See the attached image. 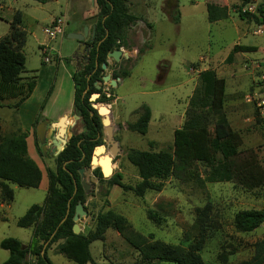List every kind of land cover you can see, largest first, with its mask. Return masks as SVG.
Returning a JSON list of instances; mask_svg holds the SVG:
<instances>
[{
  "label": "rangeland",
  "instance_id": "obj_1",
  "mask_svg": "<svg viewBox=\"0 0 264 264\" xmlns=\"http://www.w3.org/2000/svg\"><path fill=\"white\" fill-rule=\"evenodd\" d=\"M179 1L183 20L180 26H175L172 19L179 8ZM0 2L6 6L1 15L4 18L0 19V40L10 33L9 20L15 12H22L24 22L21 31L26 32L22 51L26 58L25 66L28 72L38 76V88L30 101V108L39 100L42 105L55 75H64L63 65L59 72L56 70L58 56L63 63L74 61L78 64L75 55L80 45L77 46L78 41L68 38V35L81 33L86 25L91 32L90 20L97 17L99 10L92 0H47L45 4L33 0ZM209 3L225 7L228 18L220 23H210L207 13ZM128 5L130 13L138 21L126 28L125 44L122 43L125 46L121 48L125 53L123 60L118 63L113 60L108 62V59V69H103L104 76L110 75L112 80L117 81V86L111 82L96 83L95 86L101 85V94L91 96L93 99L97 95V103L105 98L104 103H99V108L109 110L112 138L118 144L119 152L114 160L113 175L109 178L100 180L94 176V169L85 168L83 178L91 185L89 192L85 193L88 217H84L79 225L86 227L84 232L94 230L96 216L110 209L124 216L133 231L150 241L187 248V238L192 240L197 233L194 227L196 210L208 207L207 240L200 252L204 263L241 264L249 261L254 256V245L264 240V224L251 233H242L235 228L234 217L244 210H264V186L247 190L235 182L202 184L189 177H170L163 183L161 192L149 191L140 198L131 191L124 192L119 187L109 186L106 181L119 174L125 185L136 186L140 177L136 167L127 159L128 152L131 149L160 152L173 147L174 132L184 123L199 75L207 70L216 71L218 77L226 81L225 112L232 129L241 136L239 151L243 154L252 151L264 169V113L246 99L253 92H259V96L264 98V37L254 34L258 24L253 19L240 17V11L243 13L249 6L253 7L255 14H259L264 9V0H252L246 6L241 0H128ZM58 18L65 24L63 34L50 42L47 30ZM84 42H91V35ZM42 45H50L54 51L43 55ZM234 45L249 47L251 52L237 53L233 63H228L226 59ZM45 57L50 59L49 63L45 62ZM124 70L129 73L128 77L114 78L115 72ZM64 77L66 96L62 98V103L68 101L72 91L71 77L66 73ZM143 106L149 107L152 113L146 135L127 128L128 124L137 121L136 112ZM71 115L72 118L76 115L74 109ZM100 117L103 122L105 117ZM9 120L0 114V128L6 135L17 130ZM76 123L80 128L74 135L83 132L82 121ZM36 128L37 125H34L35 136ZM105 128L103 126V145L111 154ZM213 134L211 128L189 133V137L212 139ZM48 146H52L50 141ZM40 149L39 144L43 169L55 170L57 156L50 151L42 154ZM212 154L215 162L221 159L215 151ZM208 172L209 167L204 165H197L193 170L194 175L199 174L201 178H205ZM80 177L82 181L81 174ZM46 197L45 189L15 188L14 202L0 209L6 218H0V243L14 238L25 246L29 245L33 230L20 228L17 222L30 207L42 205ZM150 211L154 212L157 221L148 218ZM90 251L92 258L102 264H142L140 253L113 230L107 232L105 241L93 243ZM47 255L53 264H76L61 254L56 245L49 249ZM8 258L9 252L0 247V264Z\"/></svg>",
  "mask_w": 264,
  "mask_h": 264
},
{
  "label": "trees",
  "instance_id": "obj_2",
  "mask_svg": "<svg viewBox=\"0 0 264 264\" xmlns=\"http://www.w3.org/2000/svg\"><path fill=\"white\" fill-rule=\"evenodd\" d=\"M33 1L42 4L47 2ZM241 1L243 6H246L252 0ZM95 3L99 10L95 40L87 43L88 47H92L88 62L72 77L75 88L74 111L81 118L83 132L74 135L64 151L56 157V169L48 168L49 187L44 203L30 207L17 222L20 228L33 229L31 243L25 246L18 239H4L0 247L9 252V258L2 264H53L47 254L54 245H57L61 254L76 264H102L92 258L90 247L97 241H105L109 230L117 232L140 253L142 264H205L200 252L207 240L208 207L196 210L194 227L197 233L194 239L187 238V248L150 241L133 231L124 216L110 209L96 216L94 230L79 235L73 232L76 206L80 202L85 205L87 201L81 184L80 170L91 168L94 149L103 145L102 120L92 107L90 99L94 93L101 94L95 84L102 82V66L108 63V54L125 46L123 38L126 28L138 21V18L130 13L128 0H95ZM207 13L210 23L228 18L227 9L216 3L207 5ZM240 17L251 18L259 25L264 21V9L257 15L240 11ZM180 18V12H177L172 19L173 23L178 25ZM23 22L21 13H17L10 33L0 40V109H19L32 96L37 86L38 76L28 72L25 66L26 58L22 51L26 43V32L23 29L21 31ZM249 52L251 48L236 45L226 61L233 63L235 54ZM142 53L141 50L140 54ZM128 75L124 70L115 72L114 78H126ZM52 89L53 87L41 105V110L44 109ZM226 90V81L218 77L216 71L207 70L200 73L198 84L188 103L184 123L174 132L173 147L160 152L131 149L127 159L136 167L140 182L134 187L125 185L122 176L117 174L106 181L108 185L117 186L124 192L131 191L140 198L149 191L161 192L163 183L170 177H189L202 184L235 182L247 190L264 186V169L256 155L252 151L245 154L239 151L241 136L232 129L225 112ZM104 99L98 103H104ZM136 114L137 121L128 124L127 128L131 132L146 135L152 117L151 110L143 106ZM42 120V116H39L35 125L38 126ZM211 128L214 133L212 139L189 137V133L208 131ZM28 135V132L22 129L6 135L0 128L2 203L9 204L14 200L11 185L24 189L40 187L42 171L28 155ZM35 138L38 150L39 141L37 136ZM150 146L152 148L153 143ZM212 151L221 155L219 161L215 162ZM197 165L209 167L205 178H201L199 174L194 175L193 170ZM93 174L104 180L100 168L95 169ZM148 218L157 221L152 211L148 212ZM263 224L264 210H244L234 217V226L242 233H251ZM29 258L32 260L29 261ZM223 258L226 261L227 258ZM241 264H264V240L254 245L252 259Z\"/></svg>",
  "mask_w": 264,
  "mask_h": 264
},
{
  "label": "water",
  "instance_id": "obj_3",
  "mask_svg": "<svg viewBox=\"0 0 264 264\" xmlns=\"http://www.w3.org/2000/svg\"><path fill=\"white\" fill-rule=\"evenodd\" d=\"M92 3L94 5L95 0H92ZM96 23H97V17L90 20V25L92 26V31L90 32L89 25H86L81 33H74L68 35V38L77 40L80 43V48L77 51V54L75 55V60L78 62V68L77 71L81 70L83 65L88 62V54L91 51L92 47H86L87 44H85V40L91 35V42H94L95 40V29H96ZM86 55V57H85ZM123 52L122 50H115L108 54V59L113 60L115 62H121L122 61ZM104 70L108 69V65L104 64L102 66ZM102 81L104 83L111 82L112 85L117 86V81L112 80L110 75H106L103 77ZM96 88L98 90L101 89V85H96ZM91 99L92 107L99 113L100 116H104L105 119L102 122L103 126L105 128V133L108 136V140L111 144L110 152L111 154L107 153V147L105 145L96 147L93 152V156L91 158L90 166L92 169L100 168L103 177L109 178V176L113 175V167H114V160L118 155L119 147L118 144L113 140V129L110 125L109 120V110L107 109H101L99 108V103L96 102L97 95L92 97ZM74 122H77L81 120V118L78 115H74ZM68 116L62 117L57 122H49V121H43L40 122L36 129V135L37 139L39 141V144L42 149V153L46 154L48 151L51 152V154L58 156L61 152L64 151L66 146L68 145V142L73 137L75 133L69 131V124L67 123ZM70 134V137H69ZM52 143V146L49 148L48 142ZM84 171L85 169L80 170V174L82 176L81 184L84 188L85 193L87 194L89 192V189L91 188V185L87 183V181L83 178L84 177ZM68 217V215H67ZM67 217L64 219V221L67 219ZM88 217V212L85 210L84 205L80 202L76 206L75 215L73 218L74 221V227L73 232L76 235H79L81 233V228L79 225V222L84 218Z\"/></svg>",
  "mask_w": 264,
  "mask_h": 264
},
{
  "label": "crops",
  "instance_id": "obj_4",
  "mask_svg": "<svg viewBox=\"0 0 264 264\" xmlns=\"http://www.w3.org/2000/svg\"><path fill=\"white\" fill-rule=\"evenodd\" d=\"M5 9H6V6L4 5V3L0 2V11H1L0 19L4 18L1 15H2V11H5ZM177 12H180V17H181L180 23L178 25H175L173 23V20H172V23L175 26H180V24L182 23V20H183V9H182V6L180 5V1H179V8L176 10V13L174 16L177 15ZM17 13H21V15H22V12H20V11L15 12V14L13 15V18L9 20L10 28H11V25L14 21V17ZM22 17H23V15H22ZM220 22H222V21H219L218 23H220ZM78 45H80V44L78 43L77 46ZM234 46H233V48H234ZM76 49L77 48H75L74 50H76ZM122 51H123V49H122ZM58 57L59 58L57 61L56 70H57V72H59L60 67L63 65L64 75H62V77H59L58 74L55 75L54 83L52 85V87H53L52 92H51L43 110H41L40 100L37 103H35L33 108H30V101L34 98V96L36 94V91L38 88L37 86H36L37 88L34 90L32 96L19 109H8V108L0 109V114L2 116H4V118L8 117L10 119L9 121H10L11 125L14 124L15 127H17V129H22V130L28 132V134H29L28 138H27L28 155L32 160H34L37 163V165L39 166V168L42 171V181H41L39 188L45 189V190H48V187H49V180H48V173H47L48 170L43 169L44 164H43V161L41 160V157L39 156L37 146H36V138H35L36 136H35V133L33 131V128H34L36 121L38 120L39 116H42V118H43V120L41 122L49 121L51 123L59 121L64 116H68L67 123L70 126L69 127L70 133L71 132L75 133L80 128L76 122L73 123V125H71L72 119H73L71 114L73 113V109H74V95H75V88H74L73 80L71 82L72 83L71 84L72 91L68 97V101H66L65 103H62V98H64L66 96V91L63 87V84L65 83L64 82L65 81V79H64L65 73L68 74L72 79L74 73L77 72L78 64H76L74 61L63 63L62 58H60V56H58ZM122 60H123V56H122ZM108 62H110V60H108ZM115 187H117V186H115ZM11 188L14 191V200H15V188H19V187L16 185H11ZM14 200L12 202H10L9 204L0 202V209H4L5 207L11 206V204L14 202ZM84 208H85V205H84ZM0 218L6 219L4 214H2V211L0 212ZM80 228H81V231H83V232L86 231V227L80 226ZM29 229H32V228H29Z\"/></svg>",
  "mask_w": 264,
  "mask_h": 264
},
{
  "label": "built area",
  "instance_id": "obj_5",
  "mask_svg": "<svg viewBox=\"0 0 264 264\" xmlns=\"http://www.w3.org/2000/svg\"><path fill=\"white\" fill-rule=\"evenodd\" d=\"M244 13L257 15L255 14L253 7H250V6L244 10ZM64 26L65 24L61 18H58L57 20H55V22L52 23V25L50 26V29L47 30L48 40L50 42L56 41L58 36L63 34ZM254 34L259 37H264V21L261 24L256 26ZM51 51H54L53 47H51L50 45H42L43 55H47ZM45 62L49 63L50 59L48 57H45ZM246 99L249 103H253L257 108H260L264 112V98L259 96V92H253L247 95Z\"/></svg>",
  "mask_w": 264,
  "mask_h": 264
}]
</instances>
